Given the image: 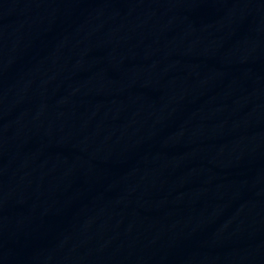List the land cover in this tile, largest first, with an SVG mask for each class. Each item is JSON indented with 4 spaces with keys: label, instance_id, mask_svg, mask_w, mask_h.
<instances>
[{
    "label": "water",
    "instance_id": "1",
    "mask_svg": "<svg viewBox=\"0 0 264 264\" xmlns=\"http://www.w3.org/2000/svg\"><path fill=\"white\" fill-rule=\"evenodd\" d=\"M0 264H264V0H0Z\"/></svg>",
    "mask_w": 264,
    "mask_h": 264
}]
</instances>
